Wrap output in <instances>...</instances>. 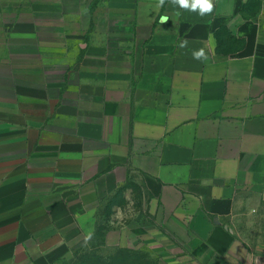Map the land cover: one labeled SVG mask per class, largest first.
Masks as SVG:
<instances>
[{
  "label": "crops",
  "instance_id": "crops-1",
  "mask_svg": "<svg viewBox=\"0 0 264 264\" xmlns=\"http://www.w3.org/2000/svg\"><path fill=\"white\" fill-rule=\"evenodd\" d=\"M213 3L0 0V264L71 259L132 186L160 264H264V0Z\"/></svg>",
  "mask_w": 264,
  "mask_h": 264
},
{
  "label": "rangeland",
  "instance_id": "rangeland-1",
  "mask_svg": "<svg viewBox=\"0 0 264 264\" xmlns=\"http://www.w3.org/2000/svg\"><path fill=\"white\" fill-rule=\"evenodd\" d=\"M115 202V207L104 209L95 235L80 245L71 259L60 264H160V254L147 249L144 238L130 236L133 229L144 234L152 220L148 217L155 218L148 194L137 186L126 187ZM262 211V216L255 217L248 227L251 232H260V241H264V209Z\"/></svg>",
  "mask_w": 264,
  "mask_h": 264
},
{
  "label": "clouds",
  "instance_id": "clouds-1",
  "mask_svg": "<svg viewBox=\"0 0 264 264\" xmlns=\"http://www.w3.org/2000/svg\"><path fill=\"white\" fill-rule=\"evenodd\" d=\"M173 5H178L181 9L199 12L201 16L210 15L214 11L213 0H170ZM165 0H158V7H163ZM179 15V13H177ZM168 17H161V22H167ZM187 40L180 43V47H186ZM193 58L197 60H206L208 57L204 49L193 51Z\"/></svg>",
  "mask_w": 264,
  "mask_h": 264
}]
</instances>
